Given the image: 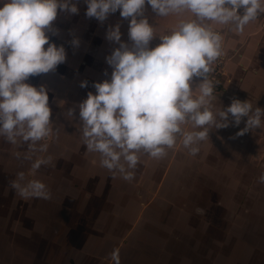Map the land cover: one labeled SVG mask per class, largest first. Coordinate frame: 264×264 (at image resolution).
<instances>
[{"label":"rangeland","instance_id":"374dc122","mask_svg":"<svg viewBox=\"0 0 264 264\" xmlns=\"http://www.w3.org/2000/svg\"><path fill=\"white\" fill-rule=\"evenodd\" d=\"M71 4L78 12L58 9L44 46H63L64 62L25 81L48 92L53 132L41 142L48 151L30 153L0 136V264H115L113 252L120 264H264V151L257 157L248 143H230L233 129H210L195 156L180 139L159 160L141 153L131 181L87 152L79 105L98 94L96 83L111 81L108 57L125 40L108 39L103 21L87 15V1ZM161 35L158 29L150 49ZM47 157L49 164L32 169ZM20 172L25 182L45 183L50 198L20 197L11 187Z\"/></svg>","mask_w":264,"mask_h":264},{"label":"clouds","instance_id":"9594fccd","mask_svg":"<svg viewBox=\"0 0 264 264\" xmlns=\"http://www.w3.org/2000/svg\"><path fill=\"white\" fill-rule=\"evenodd\" d=\"M160 16L191 13L195 19L181 21L162 43L150 49L155 35L147 19L137 20L145 3ZM87 15L103 21L110 12L122 9L121 16L132 17L130 39L133 47L121 43L108 63L114 67L110 82L96 83L98 94L89 93L80 105V135L87 152L98 153L101 166L118 172L126 181L141 153L154 160L167 155L178 139L195 156L212 128L226 127L228 116L239 124L248 117L239 133L264 128V109L249 101L234 100L226 109L214 110V82L208 74L223 55L224 38L211 24H234L243 32L251 21L264 13V0H87ZM58 9L77 13L71 0H6L0 7V136L12 145L25 144L30 153L47 152L41 143L51 136L52 111L45 87L25 83L31 75L47 73L64 62L63 46L50 44L46 31L57 17ZM243 9L241 13L239 10ZM108 39L119 42V25L108 32ZM77 43V41H73ZM194 77H204L195 90ZM82 87L86 82H82ZM71 115V113H69ZM191 122L195 131H185ZM17 158H21L17 153ZM23 159L31 160L30 155ZM51 162L37 158L33 170ZM264 182V176L260 177ZM11 187L24 198L49 199L50 192L40 180L25 182L23 172ZM198 211H203L198 210ZM112 259L120 264L118 252Z\"/></svg>","mask_w":264,"mask_h":264},{"label":"crops","instance_id":"0c3cea01","mask_svg":"<svg viewBox=\"0 0 264 264\" xmlns=\"http://www.w3.org/2000/svg\"><path fill=\"white\" fill-rule=\"evenodd\" d=\"M87 1V0H85ZM122 9H118L114 13L110 12L108 16L101 22L108 31L119 25L121 36L128 47H133V41L130 39V23L132 17L124 18L121 16ZM260 14L257 19L251 21L244 28L243 32L235 30L234 24L220 25L211 21L204 23L211 26L224 38L223 42V73L220 76L219 85L214 89L215 99L212 101L214 110L226 109L234 100L249 101L253 108L260 107L264 109V23ZM136 19H147L151 26L156 25L154 31L163 30V35L169 34L181 21L195 19L191 13H172L167 17L160 16L153 10L147 2L144 5L142 14H138ZM165 33V34H164ZM162 41V35L160 36ZM156 44L159 46L162 42ZM209 76V74H208ZM199 81L203 82L204 77H199ZM248 117H243L241 122L235 124L234 118L229 114L228 123L224 128V132L229 134V130L233 129L236 139H232L230 143L241 145L248 143L254 150V155L262 157L264 151V128H256L239 133L246 127ZM245 133L249 134L245 139ZM240 135V136H239ZM256 148V149H255ZM55 232V237L57 236ZM48 237V236H46ZM59 244L57 249L63 242L62 235H58ZM54 246H56L54 244ZM54 246L51 248L54 249ZM61 249V248H60ZM52 261L54 260L51 259ZM59 261V260H56Z\"/></svg>","mask_w":264,"mask_h":264},{"label":"built area","instance_id":"2783aa9c","mask_svg":"<svg viewBox=\"0 0 264 264\" xmlns=\"http://www.w3.org/2000/svg\"><path fill=\"white\" fill-rule=\"evenodd\" d=\"M241 13L243 12V9L239 10ZM262 20L264 23V15L262 16ZM214 67H212V72L209 73V79H211L215 87L219 85L220 76L223 73V57L221 56L214 62Z\"/></svg>","mask_w":264,"mask_h":264}]
</instances>
